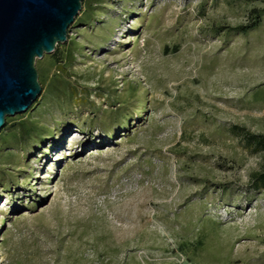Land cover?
Segmentation results:
<instances>
[{
    "label": "rangeland",
    "instance_id": "rangeland-1",
    "mask_svg": "<svg viewBox=\"0 0 264 264\" xmlns=\"http://www.w3.org/2000/svg\"><path fill=\"white\" fill-rule=\"evenodd\" d=\"M255 8L83 0L0 132V264H264Z\"/></svg>",
    "mask_w": 264,
    "mask_h": 264
},
{
    "label": "water",
    "instance_id": "water-1",
    "mask_svg": "<svg viewBox=\"0 0 264 264\" xmlns=\"http://www.w3.org/2000/svg\"><path fill=\"white\" fill-rule=\"evenodd\" d=\"M83 0H0V132L7 118L27 112L42 93L36 64L53 54Z\"/></svg>",
    "mask_w": 264,
    "mask_h": 264
},
{
    "label": "trees",
    "instance_id": "trees-1",
    "mask_svg": "<svg viewBox=\"0 0 264 264\" xmlns=\"http://www.w3.org/2000/svg\"><path fill=\"white\" fill-rule=\"evenodd\" d=\"M245 1L264 3V0H245ZM263 17H264V10L255 8L251 11L248 23L246 25H242V26L234 28V31H238L243 34L248 33L249 31L256 29L262 23ZM67 57L69 58L73 57L72 51H69L67 53ZM61 63H62V60L57 61L58 65ZM34 106L35 105H33L29 110L33 109ZM7 122L10 123V118H7ZM22 125H24V123ZM246 139L249 144L254 145L256 152L259 153V152L264 151V135L247 134ZM252 181H253V186H252L253 188L255 189L263 188L264 187V170L260 173L254 174L252 176Z\"/></svg>",
    "mask_w": 264,
    "mask_h": 264
}]
</instances>
